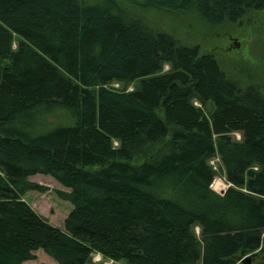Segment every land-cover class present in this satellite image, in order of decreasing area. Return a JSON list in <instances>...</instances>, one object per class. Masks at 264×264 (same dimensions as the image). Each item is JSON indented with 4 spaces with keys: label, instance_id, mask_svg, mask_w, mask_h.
<instances>
[{
    "label": "trees",
    "instance_id": "1",
    "mask_svg": "<svg viewBox=\"0 0 264 264\" xmlns=\"http://www.w3.org/2000/svg\"><path fill=\"white\" fill-rule=\"evenodd\" d=\"M153 5L211 26L264 12V0ZM54 114L67 121L35 134ZM34 175L65 190L62 230L21 200L46 191ZM36 250L54 264H264V93L112 0H0V264Z\"/></svg>",
    "mask_w": 264,
    "mask_h": 264
},
{
    "label": "rangeland",
    "instance_id": "2",
    "mask_svg": "<svg viewBox=\"0 0 264 264\" xmlns=\"http://www.w3.org/2000/svg\"><path fill=\"white\" fill-rule=\"evenodd\" d=\"M122 7L127 14L138 17L155 29L171 35L179 44L197 47L200 53L212 54L227 78L240 86H254L264 93V12L251 11L233 24L211 26L192 10H168L153 5L154 0H112ZM152 3V4H151ZM12 48H15V43ZM167 67H163V71ZM112 88L122 89L119 84ZM131 91L134 84L124 87ZM197 106V104H195ZM66 117L54 114L37 121L34 133L39 134L53 126L64 124ZM232 141H239L240 135L232 133ZM115 145V143H114ZM209 165L217 171V159H211ZM28 181L45 187L43 193L27 192L21 200L47 221L50 225L62 230V222L71 210L68 202L59 200L55 191H65L51 178L34 175ZM227 188L221 175H215L210 189L217 195L223 194ZM198 237V229L193 230ZM33 260L24 264H54L41 250L32 254ZM89 264H112L102 260L99 255L92 254Z\"/></svg>",
    "mask_w": 264,
    "mask_h": 264
},
{
    "label": "water",
    "instance_id": "3",
    "mask_svg": "<svg viewBox=\"0 0 264 264\" xmlns=\"http://www.w3.org/2000/svg\"><path fill=\"white\" fill-rule=\"evenodd\" d=\"M241 264H248L249 263V258L248 257H244L239 261Z\"/></svg>",
    "mask_w": 264,
    "mask_h": 264
},
{
    "label": "crops",
    "instance_id": "4",
    "mask_svg": "<svg viewBox=\"0 0 264 264\" xmlns=\"http://www.w3.org/2000/svg\"><path fill=\"white\" fill-rule=\"evenodd\" d=\"M31 261V260H30ZM25 262H28V261H25ZM25 262H23L22 264H24Z\"/></svg>",
    "mask_w": 264,
    "mask_h": 264
},
{
    "label": "built area",
    "instance_id": "5",
    "mask_svg": "<svg viewBox=\"0 0 264 264\" xmlns=\"http://www.w3.org/2000/svg\"><path fill=\"white\" fill-rule=\"evenodd\" d=\"M227 186V185H226Z\"/></svg>",
    "mask_w": 264,
    "mask_h": 264
}]
</instances>
